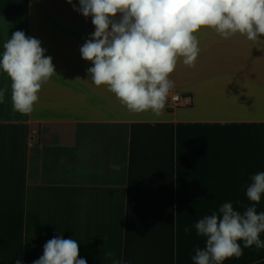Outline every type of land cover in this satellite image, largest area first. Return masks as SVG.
I'll use <instances>...</instances> for the list:
<instances>
[{
  "label": "crops",
  "instance_id": "crops-1",
  "mask_svg": "<svg viewBox=\"0 0 264 264\" xmlns=\"http://www.w3.org/2000/svg\"><path fill=\"white\" fill-rule=\"evenodd\" d=\"M74 6L79 0H0V53L22 30L41 41L57 73L23 115L13 111L11 81L0 71V88L9 87L0 103V264H32L55 236L77 240L87 264H111L106 251L124 264L131 171L163 179L171 143L173 264H194L206 243L195 223L226 202L243 213L254 203L246 196L251 177L264 172V36L198 31L195 66L181 58L169 76L170 92L190 94L192 104L156 117L128 111L106 85L92 83L79 49L95 28ZM152 184L136 180L135 210ZM255 207L264 212V194ZM223 264H264V249L244 248Z\"/></svg>",
  "mask_w": 264,
  "mask_h": 264
},
{
  "label": "clouds",
  "instance_id": "clouds-1",
  "mask_svg": "<svg viewBox=\"0 0 264 264\" xmlns=\"http://www.w3.org/2000/svg\"><path fill=\"white\" fill-rule=\"evenodd\" d=\"M72 3V0H68ZM84 17H91L94 32L79 51L91 62L87 73L97 87L108 91L133 113L151 111L160 117L174 81L169 79L177 63L194 67L198 58L196 33L211 28L224 39L239 33L249 41L264 36V0H79ZM0 71L10 78L13 111L31 114L38 102L42 84L57 74L52 57L41 41L22 30L13 32L3 44ZM9 91L0 88V103ZM264 194V172L251 177L246 196L254 202L241 213L230 202L219 212L199 219L194 227L206 238L204 248L192 256L194 264H223L239 259L244 248L264 249V212L256 204ZM185 232L189 228L185 227ZM238 241L243 242V247ZM77 240L55 236L43 245V255L32 264H87L78 258ZM105 257L111 264H122L112 251ZM16 264H22L21 259Z\"/></svg>",
  "mask_w": 264,
  "mask_h": 264
},
{
  "label": "trees",
  "instance_id": "trees-1",
  "mask_svg": "<svg viewBox=\"0 0 264 264\" xmlns=\"http://www.w3.org/2000/svg\"><path fill=\"white\" fill-rule=\"evenodd\" d=\"M78 1V0H72ZM153 188L148 216L139 225L129 221L127 208L124 232V264H173V149L170 146L169 175ZM161 182V183H160ZM168 182V183H167ZM168 255V260H167ZM129 258L131 259L129 262Z\"/></svg>",
  "mask_w": 264,
  "mask_h": 264
},
{
  "label": "rangeland",
  "instance_id": "rangeland-1",
  "mask_svg": "<svg viewBox=\"0 0 264 264\" xmlns=\"http://www.w3.org/2000/svg\"><path fill=\"white\" fill-rule=\"evenodd\" d=\"M135 171L132 170L131 171V175H133V177L130 175V186H131V193H130V202H129V221H131L132 223H134L135 221V217L138 218V223L139 225L142 224L143 220L148 216L149 211H148V203L149 201L152 199V197H148L147 196H142L141 200L138 202V207L135 210L136 207V196H135V185H136V180L141 182H144L147 180V178L150 177L151 182H153L152 186L155 189H159V185H158V181H160L159 179H155L153 178L154 174L148 176V177H138L136 179L135 176ZM169 175V169L167 167V170L164 172L162 178L165 180ZM44 177V176H42ZM162 180V179H161ZM168 183V182H167ZM155 194V193H153ZM154 196V195H153ZM135 211H136V215H135ZM173 250H174V243H173ZM130 258H129V262H130ZM167 260H168V255H167ZM143 260H140L138 262H136L135 264H142Z\"/></svg>",
  "mask_w": 264,
  "mask_h": 264
},
{
  "label": "built area",
  "instance_id": "built-area-1",
  "mask_svg": "<svg viewBox=\"0 0 264 264\" xmlns=\"http://www.w3.org/2000/svg\"><path fill=\"white\" fill-rule=\"evenodd\" d=\"M191 104H192V97L190 94L170 92L165 107L167 109H175L179 107H188Z\"/></svg>",
  "mask_w": 264,
  "mask_h": 264
}]
</instances>
